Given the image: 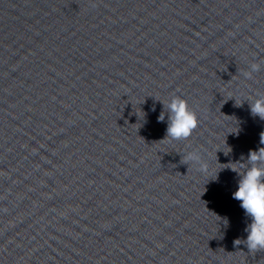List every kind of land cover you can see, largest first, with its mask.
Masks as SVG:
<instances>
[{
    "label": "water",
    "instance_id": "95a60500",
    "mask_svg": "<svg viewBox=\"0 0 264 264\" xmlns=\"http://www.w3.org/2000/svg\"><path fill=\"white\" fill-rule=\"evenodd\" d=\"M259 98L264 0H0V264H264L232 195Z\"/></svg>",
    "mask_w": 264,
    "mask_h": 264
},
{
    "label": "clouds",
    "instance_id": "9594fccd",
    "mask_svg": "<svg viewBox=\"0 0 264 264\" xmlns=\"http://www.w3.org/2000/svg\"><path fill=\"white\" fill-rule=\"evenodd\" d=\"M260 65L252 63L253 72L258 71ZM251 78V73H245ZM239 104L237 103V106ZM169 115V125L164 140H184L187 139L196 129L198 119L192 110H190L186 100L180 97L171 98L166 104ZM154 110V109H153ZM251 113L264 120V98L256 99L251 105ZM164 120V114L158 118ZM260 144L264 145V132L260 133ZM227 155V154H225ZM194 161L199 165L198 170L201 173L208 172V165L204 162L197 152L188 153L183 162ZM248 163L250 167L240 164L242 168H246L243 173L237 172L232 165L227 164L233 171H236L241 177L238 181V189L232 194L233 198L241 202V207L245 210V214L250 217V223L245 231L247 237L243 241L249 253L264 251V147L258 150H250L248 153ZM242 243L240 239L234 241V245L238 246Z\"/></svg>",
    "mask_w": 264,
    "mask_h": 264
}]
</instances>
